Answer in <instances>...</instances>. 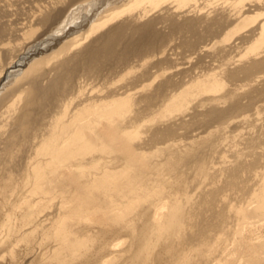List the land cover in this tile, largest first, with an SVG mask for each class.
<instances>
[{
    "label": "bare ground",
    "instance_id": "bare-ground-1",
    "mask_svg": "<svg viewBox=\"0 0 264 264\" xmlns=\"http://www.w3.org/2000/svg\"><path fill=\"white\" fill-rule=\"evenodd\" d=\"M163 106L171 118L142 133L143 116ZM263 119L264 0H0V178L50 196L44 209L60 199L69 221L42 229L55 264H211L219 232L264 220V166L246 160ZM238 128L247 136L229 134ZM162 167L179 179L147 180ZM233 191L247 195L249 211L231 204ZM142 199L126 220L121 212ZM247 231L231 254L258 264L264 244ZM122 236L130 244L117 253L111 238Z\"/></svg>",
    "mask_w": 264,
    "mask_h": 264
},
{
    "label": "rangeland",
    "instance_id": "rangeland-1",
    "mask_svg": "<svg viewBox=\"0 0 264 264\" xmlns=\"http://www.w3.org/2000/svg\"><path fill=\"white\" fill-rule=\"evenodd\" d=\"M245 47H247V46H244V49H245ZM243 48H242V50H244ZM241 50V51H242ZM245 51V52H244ZM244 51H242L243 53H239V52H234V53H232L231 55H234L235 56V60H237V59H239L238 57H240L241 55H243L244 53H246V51L247 50H244ZM219 69H216V72L218 71ZM196 71H198V70H196ZM196 71H195V73H196ZM161 103H162V101L161 100H158L157 102H155L154 104H156L155 105V109H157L158 107H159V105H161ZM243 103H244V101H243ZM165 106H166V104H165ZM165 106H163L158 112H156L154 115H151L150 113H148V114H145L144 116H143V119L142 120H144L143 121V127H141V129H142V133H146V129H148V127H150V126H152L154 123H156L157 121L156 120H160L161 121V119L163 118V116L166 114L165 113ZM256 107V106H255ZM164 110V111H163ZM254 112V111H253ZM179 113H180V111L178 112V113H176L177 115H179ZM252 113V112H251ZM173 114V116L172 117H175L176 115L174 114V113H172ZM175 115V116H174ZM160 117H161V119H160ZM168 117V118H167ZM165 116L163 119H165V118H167V120L169 119V118H171V114H168V116ZM260 118H261V116H260ZM162 119V120H163ZM166 120V119H165ZM264 120V119H263ZM164 121V120H163ZM165 122V121H164ZM150 124V125H149ZM254 125H257L258 127H257V130H256V133H254V136H255V138H257L260 142L258 143V144H256L253 148H250V149H248L247 151H248V153H249V156L247 157V159L246 160H252L253 158H256V162L255 163H258V165H259V167L260 166H264L263 164H264V122H260V121H255L254 122ZM244 132L246 135L245 136H247V128H238V129H236V130H234V131H232L231 133H229V134H238V133H241V132ZM181 133H182V131H181ZM194 134H196L195 132H194ZM193 134V135H194ZM180 141H178L181 145H183V144H186V143H188V142H190L192 139H186V138H184L183 136H180V138H178ZM240 143V142H239ZM117 143L115 144V148H117ZM163 147H166V145H158V147H155V148H150V149H145V153L147 154V156H149V157H151V155L150 154H152L153 152H155L156 150H157V148H163ZM244 147V144H240V148H243ZM228 149V147L227 146H225L224 147V149ZM217 149H220V147H218ZM231 149H233V147H231ZM231 149H228L227 151H225L223 154H226V155H228V159H232L233 157H232V151H231ZM110 153V155L113 157V156H115V154H116V151H110L109 152ZM117 153H118V151H117ZM117 155V154H116ZM212 155H213V153H212ZM211 155V156H212ZM210 156V157H211ZM221 156H222V152L219 154V157L215 160L216 161V163H218V164H220V159L219 158H221ZM164 167V166H163ZM163 167H162V169H161V171L162 172H160V173H157L156 171L155 172H153L152 173V171H150V173L151 174H149V178L147 177V180H150V179H154V178H159L158 176H160V178H167V179H169L170 181H172L173 180V182H176V179H179V178H173L172 177V179H171V177L169 178V174L167 173V172H163V171H165L164 169H163ZM165 168V167H164ZM94 171H96L93 167H89L88 168V170H87V172L88 173H90V172H94ZM166 173V174H165ZM239 174H241V171H239ZM0 175H1V173H0ZM164 176V177H163ZM250 175H248V174H245L244 176H243V180H245L246 179V177H249ZM183 179V178H182ZM217 180V183H219L218 181H220V179H216ZM5 181H6V179H5ZM4 181V178H0V234H1V236H2V238H0L1 240H0V264H43V263H45V264H55V262H54V260L52 261V258H51V255H52V253H53V250H54V247H55V243L54 242H52V240H47L46 238H44V235H46V234H44V232H47V231H45V230H42V229H45V228H49V227H51V225H60V223H63V222H65V224L67 223V221H69V217H67L68 215H67V213L65 212L64 213V211L63 210H59V207L57 206L59 203H60V199L59 198H55L53 201H52V203L53 204H57L56 202H58V204L56 205V207L55 208H52V209H44L45 207H44V205H46V201H48V199H50V196L47 198V196L45 197V196H43L42 194H31V193H29V190H28V188L25 186V184H24V181L25 180H23V178H18L17 180H13V182H11V183H9V182H5ZM14 181H16V182H14ZM22 183V184H21ZM245 183H247V184H251V180H248V181H246ZM19 184H20V186H19ZM18 185V186H17ZM152 187L153 185H146L145 184V187ZM22 187V188H21ZM23 189V190H22ZM174 189H176V190H174ZM169 190V189H168ZM22 191V192H21ZM25 191V192H24ZM162 191L164 192H167V190L165 189V188H162ZM176 191H177V193H176ZM27 192V193H26ZM173 192H174V194H178V196H180V194H183L182 192H184V191H182V189H177V188H173ZM172 192V193H173ZM234 192V191H233ZM228 193H230V191L228 192ZM237 192H234V194H229L230 196H231V198L230 197H228L230 200H231V204L232 205H234L235 203V206L236 207H238V208H242V209H244V210H248L249 211V206H248V204H246L245 203V201L248 199L247 198V195H245V194H243V193H238V194H236ZM23 194V195H22ZM22 195V196H21ZM25 195V196H24ZM27 195V196H26ZM30 195H32L31 197H30ZM162 195H167V194H162ZM39 196V197H38ZM30 198V199H29ZM41 198V199H40ZM45 198V199H44ZM227 198V199H228ZM23 199V200H22ZM26 199H28V200H26ZM32 199V200H31ZM43 199V200H42ZM58 199H59V201H58ZM226 199V200H227ZM228 199V200H229ZM42 200V201H41ZM46 200V201H45ZM227 200V201H228ZM229 200V201H230ZM32 201V202H31ZM39 201V202H38ZM41 201V202H40ZM56 201V202H55ZM25 202V203H24ZM31 202V203H30ZM34 202V203H33ZM36 202V203H35ZM27 203H29L30 204V206L28 207L27 206ZM42 204V206H40L41 204ZM24 204V205H23ZM40 204V205H39ZM145 203H144V199H142V200H139V201H137V204L135 203V202H131L130 204H128V206H126V208H125V210L124 211H122L121 212V214L123 215L125 212H127V211H129L128 213H127V219L126 220H131V219H134L135 218V216L137 215V213L139 212V210H140V206L141 205H144ZM237 204H238V206H237ZM32 205H34V206H32ZM247 205V206H246ZM21 207V208H20ZM23 207V208H22ZM32 207H34V209L32 208ZM38 207V208H37ZM43 207V208H42ZM19 208V209H18ZM130 208H132L131 210H130ZM18 209V210H17ZM34 210L33 212H34V214H33V216L31 217L32 219H30V221H32V222H29V219H26V218H24L23 216H24V214H25V212H27V210L28 211H32V210ZM55 209V210H54ZM57 209V210H56ZM20 210V211H19ZM49 211L50 210V214H47V213H49V212H46V211ZM54 210V211H53ZM60 212H59V211ZM17 211V212H16ZM53 211V212H52ZM56 211V212H55ZM59 213H58V212ZM21 212V213H20ZM24 212V213H23ZM46 212V213H45ZM52 212V213H51ZM14 213V214H13ZM17 213V214H16ZM37 213V214H36ZM56 213H58L57 215H56ZM61 213V214H60ZM64 214V218L63 217H61V215H63ZM45 214V215H44ZM46 214H47V216H48V218H50V220L48 219V218H46L45 216H46ZM37 215H40V216H38V219H37ZM57 216V218H56V216ZM20 216H21V218H20ZM42 216H44V217H42ZM6 217L7 218H9V219H6ZM59 217V218H58ZM97 216L96 215H93L92 216V218H96ZM255 217V224H253V222H254V220H251L250 219V222H247V224L245 225V227H244V230H246V232H244L243 231V228L240 230V234L239 233H235V231H234V233H227V231H226V235H232L233 236V238H232V236L230 237V243H229V235H228V237L227 236H224V237H227V238H225V241H224V243L226 244V246L228 247H224L223 249L225 250V252H224V250L222 249V251H219L218 249H220L221 250V248H220V246H222L223 245V241H221V239L222 240H224V237H223V234H222V232H219V233H221V234H219V235H217V237H215V239H214V241H212V243H211V245L209 246V248L207 249V251H209L208 253H207V256L209 255V256H211V257H213V255H214V257L213 258H211V257H208L209 259H208V261H210L211 259V264H213L214 262L213 261H215L216 259H215V257L216 256H218V257H216V258H218L216 261H215V263L214 264H220V263H222V264H237V257L235 256V255H233V254H231V253H235L238 249H240L241 248V246H240V242H241V240H243L244 238H242L241 239V232H242V237H245L246 239L247 238H249V234H250V232H248L247 231V229H249V231L251 230V231H256L255 232V236H252V237H256V236H259V237H261L260 239H261V241H262V243L261 244H264V240H262L263 238H264V226L263 227H261L262 226V224L264 225V220H262L260 223L258 222V219L256 218V217H258L259 218V216H254ZM23 218V219H22ZM45 219V221H44V223H46L44 226L43 225H41L40 226V224H42V223H40L39 224V220H44ZM51 218H52V220H51ZM54 218V219H53ZM20 219V220H19ZM58 219H60V223H59V220ZM62 219V220H61ZM257 219V220H256ZM10 220V221H9ZM12 220H14V222H17V223H14ZM16 220V221H15ZM22 220V221H21ZM27 220V221H26ZM8 223H7V222ZM39 221V222H38ZM54 221V222H53ZM58 223H57V222ZM83 221L84 220H81V221H79V222H74L73 224H74V226H76V227H74V228H81V227H83V226H85V225H87V222H86V220L84 221V223H83ZM253 221V222H252ZM21 222V224H19ZM23 222V223H22ZM252 222V224H250ZM25 223V224H24ZM28 223V224H27ZM30 223V224H29ZM37 223V224H36ZM43 223V224H44ZM48 223V224H47ZM57 223V224H56ZM77 223V224H76ZM88 223H90L89 221H88ZM5 224V225H4ZM27 224V225H26ZM32 224V225H31ZM248 224H250V225H248ZM257 224V225H256ZM260 224V225H259ZM18 227H17V226ZM22 225V226H21ZM29 225H31L32 227H30ZM39 225V226H38ZM50 225V226H49ZM78 225H79V227H78ZM254 225V226H253ZM5 226V227H4ZM21 226V228H19ZM23 226H24V228H27L26 230H24V228H23ZM27 226V227H26ZM49 226V227H48ZM246 226L248 227V228H246ZM251 226V227H250ZM8 227V229H6ZM28 227H29V229H28ZM95 227V226H94ZM250 227V228H249ZM255 227V228H254ZM258 227V228H257ZM260 227L262 228V230L260 229ZM4 228H5V231H4ZM35 228V229H34ZM39 228H41V229H39ZM254 228V229H253ZM12 229L14 230L13 232H12ZM17 229V230H16ZM21 231H20V230ZM32 229V230H31ZM51 229V228H50ZM258 229V230H257ZM3 230V231H2ZM31 230V231H30ZM94 231H96L97 229H93ZM2 231V232H1ZM8 231V232H7ZM18 231L20 232V233H18ZM25 231H26V233H28V234H26L25 233ZM29 231V232H28ZM41 231H43V232H41ZM50 231H52V230H50ZM50 231H48V232H50ZM6 234H5V233ZM19 234V235H17V233ZM33 232V234H31ZM15 233H16V236H17V238H16V236H15ZM37 233V234H36ZM41 233H43L42 235H41ZM224 233V232H223ZM247 233V234H246ZM249 233V234H248ZM23 234V235H22ZM225 234V233H224ZM237 234H239V235H237ZM5 235H7V236H5ZM26 235V236H25ZM31 235V236H30ZM40 235V236H39ZM221 235H222V237L223 238H221ZM236 235V236H235ZM0 236V237H1ZM11 236V237H10ZM13 236V237H12ZM24 237V239H23V237ZM27 236H30L29 238L27 237ZM234 236L236 237V238H234ZM7 237V238H6ZM10 237V238H9ZM263 237V238H262ZM19 238H21V239H19ZM117 238V237H116ZM113 239V238H111L112 240H115V242L118 240V241H120L119 242V245H120V249L119 250H117L116 252L118 253V252H120V251H122V250H126L128 247H129V244H130V238H128V236H122V237H120V238H117V239ZM218 238V239H217ZM17 239V240H16ZM23 239V240H22ZM30 239V240H29ZM110 239V241H112ZM227 239V240H226ZM233 239L235 240V241H233ZM9 240V241H8ZM25 240V241H24ZM29 240V241H28ZM3 241V243H1ZM27 241V242H26ZM35 241V242H34ZM47 241V242H46ZM219 241H220V243H219ZM232 241V242H231ZM31 242V243H30ZM49 242V243H48ZM50 242H52L51 244H50ZM5 243V244H4ZM38 244V245H36V244ZM47 243H48V245H47ZM215 243H218V244H215ZM228 243V244H227ZM232 243V244H231ZM237 243V244H236ZM259 243V244H260ZM42 244V245H41ZM44 244V245H43ZM222 244V245H221ZM224 244V245H225ZM47 245V246H46ZM215 245V246H214ZM219 247H218V246ZM223 245V246H224ZM235 245H236V247L237 248H235ZM2 246V247H1ZM11 246V247H10ZM27 246V247H26ZM31 246V247H30ZM39 246H40V248H42V249H39ZM45 246H46V248H45ZM51 246V247H50ZM222 246V247H223ZM231 246V247H230ZM238 246H240V247H238ZM261 246V245H260ZM44 247V248H43ZM50 247V250L48 249ZM213 247V248H212ZM215 247V248H214ZM232 247H234V249L232 248ZM28 248V249H27ZM229 248H231V249H229ZM53 249V250H52ZM180 249V251H178V254L182 251L181 249H183V247H180L179 248ZM216 252V251H218L220 254L218 255H216V253L213 251V250ZM217 249V250H216ZM229 249V250H228ZM29 250V251H28ZM188 251L189 252H187V251H185L186 252V254H185V258L186 259H191V257H193V255L192 254H194V251H192L191 249H188ZM210 251H211V253H210ZM213 251V252H212ZM229 251H230V253H229ZM235 251V252H234ZM261 251V250H260ZM192 252V253H191ZM228 252V253H227ZM189 255H188V254ZM215 253V254H214ZM34 254V255H33ZM212 254V255H211ZM34 257H33V256ZM228 255V256H227ZM263 255V254H262ZM261 254L258 256V257H256V259H255V261H257V260H259V262H258V264H260V263H262V261H263V264H264V255L262 256ZM32 256V257H31ZM50 256V257H49ZM112 256H114V254L113 255H111V256H109V258L110 257H112ZM236 258H235V257ZM27 257V258H26ZM30 257V258H29ZM40 257H41V259L42 260H40ZM43 257V258H42ZM44 257H45V260H43L44 259ZM49 257V258H48ZM222 257V258H221ZM32 258H33V260H32ZM219 258H221V259H219ZM48 259H50V260H48ZM235 259V260H234ZM46 260H47V262H46ZM43 261V262H42ZM48 261H50V263H48ZM213 262V263H212ZM234 262V263H233Z\"/></svg>",
    "mask_w": 264,
    "mask_h": 264
}]
</instances>
